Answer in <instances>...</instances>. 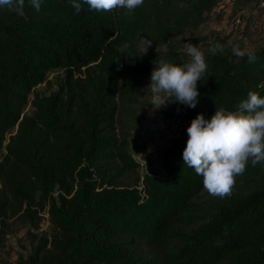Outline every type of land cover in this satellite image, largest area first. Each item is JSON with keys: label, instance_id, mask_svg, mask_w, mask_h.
Masks as SVG:
<instances>
[{"label": "trees", "instance_id": "16d2710c", "mask_svg": "<svg viewBox=\"0 0 264 264\" xmlns=\"http://www.w3.org/2000/svg\"><path fill=\"white\" fill-rule=\"evenodd\" d=\"M216 1L144 0L132 12L85 5L79 14L69 0H42L39 12L25 0L23 15L0 8V185L26 221L37 227L46 211L56 230L31 264H264V162L249 161L220 198L182 158L198 114L236 111L250 91L264 97V48L251 63L205 55L197 107L169 100L182 125L160 152L162 175L139 176L118 133L124 99L133 102L161 61L181 64L172 50L141 55L138 42L157 47L196 29ZM52 69L65 74L59 91L30 101ZM29 103L35 112L25 116Z\"/></svg>", "mask_w": 264, "mask_h": 264}, {"label": "rangeland", "instance_id": "374dc122", "mask_svg": "<svg viewBox=\"0 0 264 264\" xmlns=\"http://www.w3.org/2000/svg\"><path fill=\"white\" fill-rule=\"evenodd\" d=\"M264 0L249 3H236L232 0H217L213 9L206 15L205 21L194 30H187L178 38L165 41L164 44L146 47L142 40L138 42L141 55L157 54L158 56L174 51L181 60L179 66L189 62L184 43L197 45L204 54H212L208 49L219 43L223 46L222 54H233V47L259 50L264 48ZM62 69H52L46 74L45 82L36 86L30 95L48 97L57 93L64 83ZM133 102L124 99L118 115V133L128 137L129 153L139 163V176L163 174L160 152L178 135L182 122L168 115V105L155 109L151 104L152 93L147 89L150 80L145 81ZM121 102V101H120ZM169 102V101H168ZM35 109L29 105L23 115L31 116ZM16 128L10 131L13 135ZM8 138V136H7ZM7 142V141H6ZM5 142V144H6ZM4 153V151H3ZM130 184L136 176L126 177ZM23 210L14 204L0 185V264H31L29 257L34 248L43 239H50L56 230L50 222L46 211L38 215L35 227L23 217ZM50 247H48L49 249Z\"/></svg>", "mask_w": 264, "mask_h": 264}, {"label": "clouds", "instance_id": "9594fccd", "mask_svg": "<svg viewBox=\"0 0 264 264\" xmlns=\"http://www.w3.org/2000/svg\"><path fill=\"white\" fill-rule=\"evenodd\" d=\"M42 0H29L37 12ZM79 14L86 5L89 10L110 12L124 9L134 11L144 5V0H69ZM25 0H0V8L23 15ZM142 44L152 41L142 38ZM128 47L124 44L121 51ZM189 62L183 66L160 62L151 72V104L155 109L166 106L169 100L195 109L199 103L198 82L207 69L204 52L195 44L184 43ZM219 43L208 49L213 55L223 52ZM233 54L255 61V51L235 46ZM188 139L182 153L184 165L203 177V187L214 197L225 198L232 194L235 177L243 175L249 161L255 166L264 162V97L250 91L247 99L236 111H215L210 119L198 114L187 128Z\"/></svg>", "mask_w": 264, "mask_h": 264}, {"label": "built area", "instance_id": "2783aa9c", "mask_svg": "<svg viewBox=\"0 0 264 264\" xmlns=\"http://www.w3.org/2000/svg\"><path fill=\"white\" fill-rule=\"evenodd\" d=\"M264 4V3H263Z\"/></svg>", "mask_w": 264, "mask_h": 264}]
</instances>
